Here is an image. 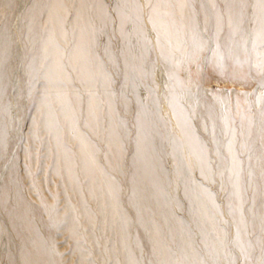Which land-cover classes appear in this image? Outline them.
Segmentation results:
<instances>
[{"label": "bare ground", "instance_id": "bare-ground-1", "mask_svg": "<svg viewBox=\"0 0 264 264\" xmlns=\"http://www.w3.org/2000/svg\"><path fill=\"white\" fill-rule=\"evenodd\" d=\"M261 85L264 0H0V264H264Z\"/></svg>", "mask_w": 264, "mask_h": 264}, {"label": "rangeland", "instance_id": "rangeland-1", "mask_svg": "<svg viewBox=\"0 0 264 264\" xmlns=\"http://www.w3.org/2000/svg\"><path fill=\"white\" fill-rule=\"evenodd\" d=\"M217 86L223 87L222 84L215 85L213 84V88H217ZM219 88V87H218ZM228 89H233V86H227ZM248 90V89H247Z\"/></svg>", "mask_w": 264, "mask_h": 264}, {"label": "snow or ice", "instance_id": "snow-or-ice-1", "mask_svg": "<svg viewBox=\"0 0 264 264\" xmlns=\"http://www.w3.org/2000/svg\"><path fill=\"white\" fill-rule=\"evenodd\" d=\"M262 87H264V85H261Z\"/></svg>", "mask_w": 264, "mask_h": 264}]
</instances>
